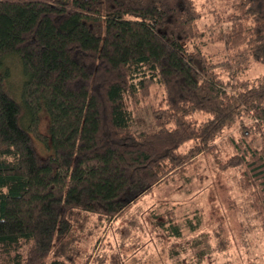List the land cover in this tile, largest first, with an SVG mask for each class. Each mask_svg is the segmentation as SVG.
Returning a JSON list of instances; mask_svg holds the SVG:
<instances>
[{
  "label": "trees",
  "instance_id": "1",
  "mask_svg": "<svg viewBox=\"0 0 264 264\" xmlns=\"http://www.w3.org/2000/svg\"><path fill=\"white\" fill-rule=\"evenodd\" d=\"M209 12L231 26L207 40L196 0H0V264H117L77 259L92 218L114 220L202 153L239 171L264 230V74L244 60L264 61V0Z\"/></svg>",
  "mask_w": 264,
  "mask_h": 264
},
{
  "label": "rangeland",
  "instance_id": "2",
  "mask_svg": "<svg viewBox=\"0 0 264 264\" xmlns=\"http://www.w3.org/2000/svg\"><path fill=\"white\" fill-rule=\"evenodd\" d=\"M196 1L204 12L200 25L207 40L230 28L228 20L218 22L209 12L219 0ZM208 49L228 56L219 41L209 43ZM244 60L247 77L264 74V61ZM14 63L9 81L17 92L23 77L19 64ZM137 118L141 124L149 114L143 111ZM39 129L48 134L45 112L41 113ZM35 140L41 155L50 152L48 145L36 136ZM238 177L237 169H221L210 155L199 154L184 174L177 173L159 183L114 220L97 222L92 218L88 225L91 229L83 231L78 240L77 259L92 252L93 257H104L106 263L115 255L117 264H264L261 218L248 209ZM152 210L154 214L173 212L181 235L173 236L165 230L160 218L156 222L151 219ZM124 226L130 227L129 234L124 235Z\"/></svg>",
  "mask_w": 264,
  "mask_h": 264
}]
</instances>
